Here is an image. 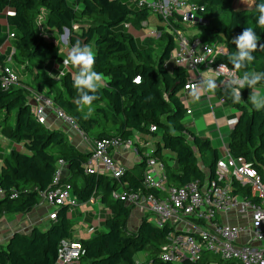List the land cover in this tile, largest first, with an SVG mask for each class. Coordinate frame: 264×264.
<instances>
[{
  "label": "trees",
  "instance_id": "16d2710c",
  "mask_svg": "<svg viewBox=\"0 0 264 264\" xmlns=\"http://www.w3.org/2000/svg\"><path fill=\"white\" fill-rule=\"evenodd\" d=\"M189 1L197 6L198 23H182L175 11L164 19L153 8L139 7L130 0H0V69L8 66L18 78L4 87L0 71V134L9 146L8 152L3 151L4 144L0 147V187L4 190L0 219L25 215L39 205L42 192L69 185L78 205L97 196L106 208L99 218L102 225L92 224L91 236L79 239L85 254L77 264H172L159 260L169 227L154 225L145 214L137 229L130 231L127 224L132 208L110 195L120 187L143 189L148 144L136 138L142 132L158 135L149 146L164 166L168 186L203 180L208 173L214 176L218 150L206 136L191 131L184 119L181 95L189 75L172 56L175 32L183 33V25L200 24L202 31H194L189 37L224 43L227 53L218 61L234 69L229 62L236 51L232 40L245 28H252L260 38L252 53L255 59L246 68L235 70L240 78L245 71L264 72V48L259 47L264 44V26L257 24L256 9L264 0ZM143 22L155 26L160 35H148ZM65 29L70 48L77 41L91 47L95 54L93 70L103 76L91 113L78 104L74 76L67 69L69 64L63 63L66 59L60 60V44L53 33L59 37ZM170 59L175 64H170ZM136 77L142 78L140 84L133 83ZM258 86L264 87V80L254 88L241 89L239 103L233 102L227 83L219 85L215 93L239 111L229 133L228 152L243 157L264 182V108L256 110L249 100ZM34 94L48 98L51 104L47 107L71 117L91 144L111 137L131 140L139 161L125 167L118 179L87 172L84 164L91 151L76 147L62 128L41 122L33 111L37 103ZM99 117L105 126L96 131ZM152 125L155 131L150 130ZM60 160L64 166L58 183H54ZM234 191L248 192L241 186ZM13 193L15 197H11ZM69 207H57L55 218L45 228L36 225L30 231H12L0 242V264H57L61 240L73 239ZM139 252H145L147 259L138 261Z\"/></svg>",
  "mask_w": 264,
  "mask_h": 264
},
{
  "label": "built area",
  "instance_id": "2783aa9c",
  "mask_svg": "<svg viewBox=\"0 0 264 264\" xmlns=\"http://www.w3.org/2000/svg\"><path fill=\"white\" fill-rule=\"evenodd\" d=\"M139 7L148 6L165 19L172 11L180 15L182 23H198L197 6L189 0H130ZM146 22H143L144 25ZM128 25V24H126ZM148 35L158 37L155 26L147 27ZM12 36V34H11ZM176 47L172 56L178 65L196 75L189 77L183 91L202 83L201 71L211 70L218 78L225 79L228 87L235 86L233 79L240 78L235 69L220 60L221 53L215 44L205 43L200 37H187L175 32ZM1 80L4 87L17 82V74L8 66ZM137 78V77H136ZM33 111L41 122L46 121L44 107L50 106L48 98L34 94ZM39 102V103H38ZM61 121L80 131L71 117L58 108H52ZM191 114L186 109V115ZM237 119L227 122L233 127ZM151 131L156 127L152 125ZM132 146L131 140L117 137L102 138L91 144V156L84 164L87 172L102 173L120 178L125 166L114 157L120 146ZM152 146L145 150L146 163L142 175L143 189L136 191L123 187L111 192L112 199L124 200L131 208L148 215L156 226L169 227V234L161 247L159 260L172 264H210V253L218 259L213 264H264V182L257 170L243 157L229 152L218 158L213 177L209 173L203 180L189 181L181 186H168L164 166L153 155ZM64 163L54 176L58 183ZM245 187L244 195L234 191ZM4 190L0 187V195ZM13 193L11 197H15ZM93 199V197L91 198ZM41 202L50 206L48 219H54L56 208L67 205L75 207L78 201L69 185L44 191ZM93 230V228H90ZM85 250L79 239H63L58 247L57 264H77ZM210 256V255H209ZM140 264H152L150 261Z\"/></svg>",
  "mask_w": 264,
  "mask_h": 264
},
{
  "label": "crops",
  "instance_id": "0c3cea01",
  "mask_svg": "<svg viewBox=\"0 0 264 264\" xmlns=\"http://www.w3.org/2000/svg\"><path fill=\"white\" fill-rule=\"evenodd\" d=\"M64 34H65V30L63 34L59 35V37H57V35L53 33V37H56L57 39L56 41L59 42L60 44V50L62 49L65 51V53H60V58H61L60 60L67 59L69 52L71 50V48L68 46V35L65 37ZM63 41L64 44L62 45ZM215 45H216V49L221 53V55H225L227 53L226 47L225 49L219 50L217 48V44ZM67 69L71 70L73 76H75L76 73L78 72V69L72 66L71 64L68 65ZM188 75L191 79H193L196 74L193 71H189ZM201 77H202V83H200L196 87L199 95L198 100L193 99L191 90H187L185 92L183 91L181 95L185 108L191 110V114L185 115L187 121L186 124L191 131L195 132L196 134L206 136L210 140L211 146L214 147L215 149L218 150L217 146L219 142H221V145H223L225 149L223 151V155H224L226 154V152H228L227 149L228 142L227 144L225 143V135H227V138H229V133L231 130V127L228 126L227 122L231 119H237L239 111L234 106L227 103L225 100L219 98L216 95L215 91L214 92L210 90L205 91L204 89L203 81L207 77H214L216 79L215 83L217 87L221 84L226 83L225 79H220L216 77L211 70H207V69L201 71ZM254 93L264 96V87L262 86L256 87L254 89ZM44 111L46 114V124L48 126L59 127L62 128L63 130L64 129L67 130L66 126L68 124L65 125L66 124L65 122L64 124L63 121L58 119L56 113L51 108L46 106L44 107ZM68 126L70 128L67 134L69 141L73 143L76 147L80 148L81 150H85V151L89 150L91 148V139L88 138V136H86V134H84L82 131H78L77 129L71 127L70 125ZM136 138H142L146 142V144L151 145V143L158 138V135H152L151 133L149 134L142 132V133H138L136 135ZM0 142L4 144L3 151L8 152L9 151L8 140L5 137H3L1 134H0ZM114 157L121 164L122 161L126 160L128 157H130L129 158L130 160L131 159L134 160V164L137 163L140 159L139 155L136 152V148L127 145L120 146L119 148H117L114 151ZM78 206H80L81 208ZM76 207L81 209L82 215L79 218H74L70 216L71 213H69V217H71L72 220L78 224L77 232L72 235L73 239L84 238L83 237L84 233L90 234L89 236H91L92 230L90 229V226L97 222H98L97 223L98 226L102 225L100 223L99 218L102 213L106 212V208L104 204L96 196L85 203L77 205ZM50 210H51L50 206L47 203L40 202L39 205H37L31 212H29L28 214H31L29 216L30 229L33 226L36 225L39 226V224H42V222L45 219L48 220L49 222L48 213L50 212ZM25 215L11 214L4 216V219L6 220L5 222L10 224V226L7 227L8 233L5 234V236L2 239H0V242L6 240L12 231L17 230V224L12 225V223L14 222L12 221L14 217L15 218L24 217ZM141 217H142V211L140 209L138 208L131 209L130 217L127 224V227L130 231H135L137 229ZM24 231L27 230L24 229Z\"/></svg>",
  "mask_w": 264,
  "mask_h": 264
},
{
  "label": "clouds",
  "instance_id": "9594fccd",
  "mask_svg": "<svg viewBox=\"0 0 264 264\" xmlns=\"http://www.w3.org/2000/svg\"><path fill=\"white\" fill-rule=\"evenodd\" d=\"M143 3V0H142ZM259 16L257 24L264 26V2L256 5ZM259 39L256 32L252 28H245L241 34L234 37L232 43L235 44L236 51L229 57V62L233 65L234 69L240 70L247 67L255 58L252 55L258 48ZM259 47L264 48V44H259ZM64 64H71L78 69L74 76L73 84L78 92V104L81 108L87 107L91 113V105L98 97L96 95L100 84L103 81L101 73L94 71L95 54L91 47L81 45L77 41L71 48L68 58L63 61ZM251 77V78H250ZM264 80V72H247L243 73L242 78L233 79L235 86H229V93L234 103L241 101V89L245 86L254 88L258 83ZM214 77H207L203 81L205 91L214 92L217 88ZM141 77L134 79L133 83L140 84ZM91 93V94H90ZM191 94L194 100L199 99L198 90L196 86H192ZM249 100L256 110L264 108V96L259 94H252Z\"/></svg>",
  "mask_w": 264,
  "mask_h": 264
},
{
  "label": "rangeland",
  "instance_id": "374dc122",
  "mask_svg": "<svg viewBox=\"0 0 264 264\" xmlns=\"http://www.w3.org/2000/svg\"><path fill=\"white\" fill-rule=\"evenodd\" d=\"M2 17H3V20H4V24H5V16L4 15H1ZM144 25H146L148 28H150V27H152V25H150V23H145ZM188 25V24H187ZM184 26V30H183V33H184V35L185 36H187V37H189L190 35H192V33L194 32V31H196V32H198V31H202V29L200 30V24H197L196 26H192V27H187L186 25H183ZM190 26V25H189ZM5 28H6V25H5ZM144 30H145V28H144ZM147 30V29H146ZM133 32L135 33V35H137L136 34V32H135V30H133ZM64 44V41L62 42V45ZM9 46H10V48H11V50H10V54L13 52V48H12V46H11V44L9 43L8 44ZM217 48L219 49V50H222V49H225V45H224V43H221V42H219V43H217ZM60 53H65V51L64 50H60ZM170 61H171V63L170 64H175V61H174V59H170ZM8 65H11V64H8ZM220 79H222V78H220ZM24 80L25 81H30V79H28V78H24ZM46 84H47V86H48V82H46ZM235 114V113H234ZM99 119H100V117H99ZM185 121H186V116H185ZM64 123V122H63ZM65 124V123H64ZM65 125H67V123L65 124ZM69 125V124H68ZM66 126L67 127V130L66 129H64L65 131H66V133L68 134V132H69V126ZM105 126V124H104V122H103V120L102 119H100L99 120V123H98V125H97V129H96V131L97 130H100L101 128H103ZM224 138V137H223ZM227 142H228V138H227V135H225V143L227 144ZM0 147H1V142H0ZM218 151H219V153H220V156H222L223 155V151L225 150L224 149V146L223 145H221V142H219V144H218ZM131 157V156H130ZM130 157H128L126 160H123L122 161V164H124L126 167H131L133 164H134V160L133 159H129ZM127 161V162H126ZM78 207H80V206H78ZM81 208V207H80ZM80 208H77V207H69V210H68V213H71V215L70 216H72V217H74V218H79L81 215H82V212H81V209ZM75 210V211H74ZM31 214H28L27 213V215H25L24 217H14V219L12 220V221H14L13 223H12V225H16L17 224V230L18 231H24V229H26L27 231H30L29 229H30V218H29V216H30ZM6 220L4 219V218H1L0 219V239H2L4 236H5V234H7L8 233V229H7V227H9L10 226V224H8V223H6L5 222ZM72 232H73V234H75L76 232H77V230H78V224L75 222V221H72ZM46 224H48V220H44L43 222H42V224H39V227L40 228H45L44 226L46 225ZM79 233V232H78ZM89 235L90 234H83V237L84 238H87V237H89ZM80 237V236H79ZM211 257H214V255H213V253H210L209 254ZM136 259L138 260V261H143V260H146L147 259V255H146V253L145 252H139L137 255H136ZM212 260V262H210V264H213L214 262L213 261H215L214 259H211ZM83 264H85V263H83Z\"/></svg>",
  "mask_w": 264,
  "mask_h": 264
},
{
  "label": "water",
  "instance_id": "95a60500",
  "mask_svg": "<svg viewBox=\"0 0 264 264\" xmlns=\"http://www.w3.org/2000/svg\"><path fill=\"white\" fill-rule=\"evenodd\" d=\"M65 37L68 35V30L67 29H65Z\"/></svg>",
  "mask_w": 264,
  "mask_h": 264
}]
</instances>
